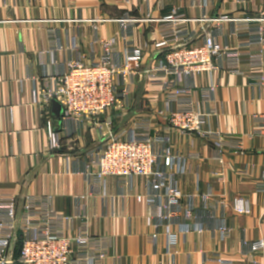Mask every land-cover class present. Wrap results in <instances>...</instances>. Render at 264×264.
Here are the masks:
<instances>
[{
  "label": "crops",
  "instance_id": "obj_1",
  "mask_svg": "<svg viewBox=\"0 0 264 264\" xmlns=\"http://www.w3.org/2000/svg\"><path fill=\"white\" fill-rule=\"evenodd\" d=\"M172 12L195 19L187 28V47L201 44L209 31L214 32L218 43L238 46L244 39L233 36V23L225 21L215 28V19L262 15L264 0H0V196L14 194L21 205L27 195L45 194L52 196L55 210L67 215L81 206L89 217L92 234L110 239L105 264H216L205 261V254H221L232 264H264V250L250 254L245 244L264 240V191L256 189L264 180V133L258 132L264 129V124H259V117L264 120V93L250 87L246 73L253 70L247 62L242 65L243 75L222 69L211 75L183 77L194 86L215 81L214 100L199 103L198 108L215 107L217 114L207 127L219 131L222 140H239L242 148L233 147L232 141L220 147L198 134H172L176 151L200 154L198 159H190L189 172L178 181L182 194L193 197L198 219L206 226L200 232L178 233L174 260L167 252L165 228H156L145 204L136 198L148 192L146 178L136 177L123 187L120 179L108 177L107 196L102 197L90 194L84 175L104 134L129 128L142 117L150 116L159 125L165 123L160 88L139 75L125 106L95 120L66 121L62 106L53 101L43 104L34 96L51 76L64 70L68 61H96L101 46L94 47L93 43L98 37L116 36L123 58L125 41L116 21L121 17L151 19L138 23L130 34L143 49L141 70L154 66L163 57L154 47L159 37L156 20ZM100 19L107 21H97ZM50 29H56L61 47L52 52L47 37ZM74 46L80 51H74ZM49 120L54 121L60 136V146L54 150L49 144ZM240 170H247L248 175L241 176ZM209 191L224 203L218 218L230 228L228 238L213 233L219 219L202 213L201 194ZM82 195L88 196L81 200ZM234 198L248 199L251 212H235L229 206ZM179 228L178 223L173 226L175 231ZM155 230L159 231L158 241L150 244L147 237ZM11 245L9 259L18 255V238Z\"/></svg>",
  "mask_w": 264,
  "mask_h": 264
},
{
  "label": "built area",
  "instance_id": "obj_2",
  "mask_svg": "<svg viewBox=\"0 0 264 264\" xmlns=\"http://www.w3.org/2000/svg\"><path fill=\"white\" fill-rule=\"evenodd\" d=\"M151 20L148 17H121V39L125 41L124 56L120 57L119 39L98 37L94 45L100 44L101 53L96 61L85 63L81 58L67 62L62 72L51 76L45 88L34 93L37 101L51 104L57 100L63 107L66 121L95 120L101 114L125 106L134 91L137 77L160 88L164 97V124L159 125L148 116L133 122L129 128L117 133L104 134L99 149L87 164L84 175L89 180L91 195L107 196L108 177L120 179V184L131 185L136 177H144L149 190L137 194L138 202L144 203L149 217L159 229L165 228L167 252L177 254L178 233L200 232L206 228L198 219V207L193 197L186 198L179 188L178 177L189 172L190 159H198L200 154L184 155L174 149L172 134L200 135L222 144L231 142L241 149V142L235 139L222 140L219 131L208 128L215 107L198 108V104H209L215 98L217 84L194 86L186 83L183 77L195 78L199 74H213L225 69L236 75H243L242 65L247 62L253 71L246 73L249 85L264 93V14L241 16V18L215 19L218 27L225 21L232 22L233 36H243L242 45H222L215 39L213 31L205 34L204 41L194 47H187V28L195 19L183 13L172 12L157 22L158 40L156 49L163 52L162 59L147 70L142 71L143 49L131 39V32L138 23ZM207 19L204 18L203 21ZM97 21H107L100 19ZM96 22V21H95ZM97 30V28H95ZM49 51L60 47L56 29L47 32ZM95 47V46H94ZM256 49V50H254ZM80 51L77 46L73 47ZM54 63H56L54 61ZM259 117V124H264ZM51 149L60 146L59 133L55 131L54 121L47 122ZM259 134L264 129L258 130ZM221 152H219V158ZM248 175L247 170L238 172ZM258 191H264V180L256 184ZM88 195L79 196L81 200ZM219 198L211 191L201 194L202 213L216 220L221 205ZM229 206L237 213L248 215L252 206L248 199L234 198ZM78 223V228L75 227ZM179 224V231L173 226ZM228 238L231 230L224 219L213 233ZM159 231H152L147 241L156 243ZM20 242L16 258H8L11 244ZM250 254L264 250V240L245 241ZM111 248L108 236L93 235L89 217L81 206L72 215L54 209L52 196L45 194L27 195L21 205L14 194L0 196V264H105ZM205 261L218 264H232L221 254L206 255Z\"/></svg>",
  "mask_w": 264,
  "mask_h": 264
},
{
  "label": "water",
  "instance_id": "obj_3",
  "mask_svg": "<svg viewBox=\"0 0 264 264\" xmlns=\"http://www.w3.org/2000/svg\"><path fill=\"white\" fill-rule=\"evenodd\" d=\"M55 105H58L59 107L61 106V104L57 101V100H53ZM57 116L59 117L60 121L62 120V116L61 113H58Z\"/></svg>",
  "mask_w": 264,
  "mask_h": 264
},
{
  "label": "trees",
  "instance_id": "obj_4",
  "mask_svg": "<svg viewBox=\"0 0 264 264\" xmlns=\"http://www.w3.org/2000/svg\"><path fill=\"white\" fill-rule=\"evenodd\" d=\"M20 243V242H19Z\"/></svg>",
  "mask_w": 264,
  "mask_h": 264
}]
</instances>
